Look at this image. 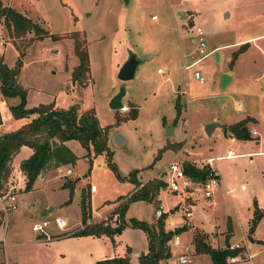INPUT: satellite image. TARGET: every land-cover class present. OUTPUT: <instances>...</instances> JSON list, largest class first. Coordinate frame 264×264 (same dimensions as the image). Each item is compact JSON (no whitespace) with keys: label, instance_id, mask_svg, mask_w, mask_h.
Segmentation results:
<instances>
[{"label":"rangeland","instance_id":"obj_1","mask_svg":"<svg viewBox=\"0 0 264 264\" xmlns=\"http://www.w3.org/2000/svg\"><path fill=\"white\" fill-rule=\"evenodd\" d=\"M0 1L20 9L49 33L60 35L38 37L29 31L12 36L0 16V56L12 66L23 52L18 80L27 89L26 106L52 102L59 108L74 106L79 112L93 108L100 124L109 125L108 145L117 166V171L113 170L104 154L93 156L90 162L80 141L69 139L67 145L76 158L57 167L49 165L35 179L34 187L26 189L19 164L32 149L21 145L2 187L14 179L11 185L16 187L9 188L16 191L18 207L8 212L6 230L0 223V240L8 242L10 264H95L118 256L129 257L128 263L121 264H138L139 255L148 250V239L143 228L129 223L133 218L154 223V211L159 206L168 211L165 228L166 223L187 225L176 233L191 250V260L184 264H211L207 253L195 251L192 236L197 230L206 231V240L214 246L243 245L240 257L232 264H264V208H259L260 216L250 231L257 201L246 197L248 191H255L251 186L264 189V155L258 152L264 149V0ZM180 11L186 15L182 17ZM196 26L202 28L207 51L220 45L194 64L193 68L205 76L204 83L191 76L192 69L183 68L184 61L189 63L200 56L192 41ZM75 30L78 37H85L89 54L90 70L82 82L71 77L78 63L70 36ZM244 42L247 45L240 48ZM130 51L140 62L133 78L121 80L118 70ZM157 66L162 73L157 72ZM223 73L230 76L225 86L221 84ZM120 87L125 88L123 106L113 109L109 101ZM176 96L180 101L178 117ZM0 100V132L17 129L35 115H12L9 105L17 103L18 96L5 99L0 94ZM131 104L138 108L137 117L115 123V114H127ZM247 116L255 118L248 122V139H238L220 125L210 134L206 132L210 122L232 123ZM117 134L122 138L118 140ZM232 145L237 149L228 157ZM180 150L179 158L199 159L200 163L212 157L221 177L228 180L215 189V203L199 198L187 206L179 203L180 194L163 185L153 199L127 201L123 219L128 224L120 233L74 234L84 226L83 193H89L87 223L115 225L114 207L137 186L129 178L130 172L137 169L135 176L141 184L166 179L162 170ZM67 167L72 170L69 174L65 173ZM70 180L75 181L71 196L63 186ZM186 209L191 216H185ZM57 218L64 224H58ZM43 219L49 221L50 239L37 237L32 230L33 222ZM248 235L257 241L250 242ZM168 243L171 256L158 264H172L182 249L171 239Z\"/></svg>","mask_w":264,"mask_h":264},{"label":"trees","instance_id":"obj_2","mask_svg":"<svg viewBox=\"0 0 264 264\" xmlns=\"http://www.w3.org/2000/svg\"><path fill=\"white\" fill-rule=\"evenodd\" d=\"M0 16L3 17L4 24L12 36H23L32 31L36 36L51 35L53 38H59L57 33H49L48 30L41 27L30 16L18 10L15 7L5 5L0 1ZM78 30L71 32L73 38V50L78 57V63L71 71L73 80L83 81L87 77L90 64L89 54L85 44V37H78ZM246 42L241 44L240 48H244ZM23 52H19L15 63L8 65L3 56H0V94L2 98L9 99L10 97H19V101L9 105V109L14 117L31 116L27 122L22 124L17 129L6 131L0 134V189L6 186V180L9 174V165L14 154L19 150L20 146L26 144L31 147L32 152L20 162V169L24 173L25 188L31 189L37 176L46 169L49 165L57 167L66 164L76 158L70 147L67 145V140L77 139L85 148V156L91 162L92 157L97 154H104L108 165L115 171L117 166L113 160V150L108 145L109 140V125L102 126L93 108H88L83 111H78L76 107L69 108L56 107L52 102L39 103L32 107L26 106L27 89L19 82L18 74L22 64ZM176 116L180 114V101L176 96L175 102ZM138 108L131 104V109L125 115L115 114V123L122 120L136 118ZM252 116H247L229 124H223L224 132H229L238 139H248L251 137V132L248 128V122L252 120ZM1 122V116H0ZM185 171L196 179H205L209 173L208 165L196 166L192 163L185 162ZM137 169L130 172L129 178L136 183V189L125 197V200L116 205L113 213L117 215V223L109 225L103 221L88 224L89 206L87 200L88 194L81 196V211L82 222L84 226L74 234H107L113 236L120 233L128 224L124 219V209L127 201L135 198L153 199L156 193L165 182L161 178L149 180L147 183H140L136 175ZM118 174V172H117ZM5 183V184H4ZM64 187H68L70 196L75 187V181L70 180L63 183ZM121 196H119L120 198ZM69 197L66 202H69ZM255 203V215L250 225L252 231L260 216L259 207ZM167 212V211H166ZM163 212L161 216L156 218L154 223L145 220L133 218L129 224L141 227L145 230L148 239V250L143 252L138 257V264H158L160 259L171 256L168 241L174 234L180 233L187 228L186 224L176 226L174 228H165V216ZM206 231L197 230L193 233L192 242L195 251L205 252L211 259V264H232L229 260L230 256H235L241 253L243 246H214L206 240ZM128 256H118L107 259H100L95 264H121L128 263Z\"/></svg>","mask_w":264,"mask_h":264},{"label":"built area","instance_id":"obj_3","mask_svg":"<svg viewBox=\"0 0 264 264\" xmlns=\"http://www.w3.org/2000/svg\"><path fill=\"white\" fill-rule=\"evenodd\" d=\"M152 17H155V15H152ZM193 43L195 44V49L196 51H198L200 56L189 63L184 62L183 68L192 69L191 76L194 79L198 80L199 83H204L205 76L198 68H193V67L197 61L207 56L208 54L212 53L213 51L212 50L207 51V44L202 33V28L200 26H196V35L193 37ZM161 70H162L161 68H158V71ZM183 92L185 93L186 90H184ZM2 107H3V100H0V111ZM237 107L238 108L241 107V104L238 103ZM252 133L257 134L255 130H253ZM181 154L182 153L180 150L167 160L165 164V168L162 170L163 176L164 175L167 176L166 179L162 178L163 181L165 182L164 186L167 187L169 191L180 194L182 199L179 203L185 204L187 206L196 203V201L199 198H203L207 200L209 203L210 202L213 203L214 191L216 188H218L221 181L218 172L214 167H212L213 158L208 157L206 159H201L203 163H200L199 159L184 158L183 156L179 158L178 155ZM185 162L192 163L196 166L208 165L209 175L205 179L194 178L185 171L184 169ZM71 172H72L71 168L67 167L65 169L66 174H69ZM13 181L14 179L10 181V184L6 188L0 189V223L5 230L7 228L8 212L11 210H15L18 207L16 191L12 189L13 187H16V185L15 184L11 185ZM10 186L12 188H9ZM163 212L166 211L162 210L161 206H159L158 208L155 209L154 215L157 218L161 216ZM185 216L186 217L191 216V211L189 209L185 210ZM56 221L58 224H62V223L64 224L65 222L62 218H57ZM48 225H49V221L46 219H43L41 221H35L32 224V230L36 231L38 234L44 235L46 239H50L51 235L47 230ZM171 241L173 245L175 246L181 245L182 248L179 251V253H177L173 258L172 264H184L186 262H189L191 260L190 247L181 241L179 234H174L173 237L171 238ZM0 245L4 253V258L0 261L1 264H10L6 254V242L4 238L0 240ZM234 246H239V245L236 244ZM238 255L230 256L229 260L234 261L238 259L240 257ZM263 260H264V253H263Z\"/></svg>","mask_w":264,"mask_h":264},{"label":"water","instance_id":"obj_4","mask_svg":"<svg viewBox=\"0 0 264 264\" xmlns=\"http://www.w3.org/2000/svg\"><path fill=\"white\" fill-rule=\"evenodd\" d=\"M125 1H128V0H125ZM180 14L182 15V17H184L186 15L182 11H180ZM218 56H219V53H216L215 59H218ZM139 62H140V59L137 58L136 53H134L133 51H130L128 57L124 60V62L119 67L118 77L121 80H129V79L133 78L136 67H137ZM229 79H230V76L228 74L223 73L221 75L222 86H225ZM124 94H125V88L120 87L119 91L116 94H114L112 96V98L110 99V101H109L110 107L113 109H120L123 106L122 97ZM216 125H221V123L220 122L208 123L206 126V132L208 134H210L213 127ZM121 138H122L121 135L117 134V139L119 140ZM162 175H163V173H161V176ZM249 238L251 240H253L251 235H249ZM228 245H229V243H228Z\"/></svg>","mask_w":264,"mask_h":264},{"label":"crops","instance_id":"obj_5","mask_svg":"<svg viewBox=\"0 0 264 264\" xmlns=\"http://www.w3.org/2000/svg\"><path fill=\"white\" fill-rule=\"evenodd\" d=\"M20 10V9H19ZM157 18V17H156ZM152 19H155V17H152ZM192 41H193V39H192ZM240 41H242V40H240ZM217 47H220V45H217V46H215V47H213V48H211L210 50H214L215 48H217ZM184 62H186V61H184ZM184 64V63H183ZM158 68H160L159 66H157V72H159V73H162L161 71H158ZM163 70V69H162ZM178 87V86H177ZM180 87V86H179ZM176 90V89H175ZM174 90V91H175ZM186 90V89H185ZM123 98V97H122ZM123 102V101H122ZM253 117V116H252ZM254 118V117H253ZM252 120H255V118L254 119H252ZM229 122H222L221 123V125L220 126H222L223 124H228ZM0 125H1V122H0ZM222 128H223V126H222ZM1 133H3V131L2 132H0V134ZM237 149V147L236 146H230L229 148H228V157H233L234 155H235V153H234V151ZM31 152H32V150H31ZM30 152V153H31ZM258 152H260V154L261 155H264V149L263 150H258ZM237 154V153H236ZM27 157V156H26ZM25 158V157H24ZM23 159V158H22ZM21 159V160H22ZM250 159H252V156H250ZM21 162V161H20ZM99 164V163H98ZM19 167H20V164H19ZM212 167H214L215 168V166L213 165V160H212ZM216 169V171L218 172V174H219V176H220V179H221V181H220V185L219 186H221V184H227L228 183V180L226 179V178H222L221 177V175H220V172L217 170V168H215ZM21 170V169H20ZM21 172H22V170H21ZM22 174L23 175H21V177H23V179H24V173L22 172ZM42 172L38 175V176H42ZM37 176V177H38ZM25 181V180H24ZM34 185H35V182H34V184H33V187H34ZM218 186V187H219ZM244 184H242L241 185V187H243L244 188ZM32 187V188H33ZM251 187H253L254 189H255V191L254 192H251V191H248L247 193H246V197H247V199H248V201H250V200H252V199H256V201H257V203L259 204V208L261 207L262 209L264 208V189L263 190H261V188L260 187H257L256 185H254V186H251ZM137 188V187H136ZM229 189L227 188L226 189V191H228ZM213 203H215V200H214V197H213ZM262 205V206H261ZM92 212H95V211H93L92 210ZM168 212V211H167ZM89 222V221H88ZM166 222V221H165ZM166 226L168 227L167 229H171V228H173L174 226L172 225V224H168V223H166ZM40 236H42V234L40 235V234H38L37 233V237H40ZM52 237V236H51ZM248 237H249V235H248ZM252 239L253 240H251L250 238H249V241L250 242H255V241H257V240H255L253 237H252ZM260 240V239H259ZM6 242V241H5ZM7 246H8V242H6V248H7ZM243 246V245H242ZM245 247H249V245H247V244H245ZM0 248H1V245H0ZM252 254L253 253H249V255H251V257H252ZM7 258H8V255H7ZM3 259V258H2ZM2 259H0V261L2 260ZM9 260V259H8ZM132 260H134V259H132Z\"/></svg>","mask_w":264,"mask_h":264}]
</instances>
